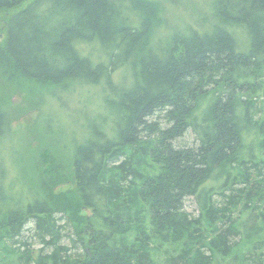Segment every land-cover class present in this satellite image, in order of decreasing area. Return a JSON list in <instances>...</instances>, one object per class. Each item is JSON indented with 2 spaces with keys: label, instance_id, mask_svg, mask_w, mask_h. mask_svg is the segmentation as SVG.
Segmentation results:
<instances>
[{
  "label": "trees",
  "instance_id": "16d2710c",
  "mask_svg": "<svg viewBox=\"0 0 264 264\" xmlns=\"http://www.w3.org/2000/svg\"><path fill=\"white\" fill-rule=\"evenodd\" d=\"M164 7L0 0V136L17 93L39 109L102 87L112 111L68 149L73 195L0 209V264H264V0H207L172 25Z\"/></svg>",
  "mask_w": 264,
  "mask_h": 264
},
{
  "label": "rangeland",
  "instance_id": "374dc122",
  "mask_svg": "<svg viewBox=\"0 0 264 264\" xmlns=\"http://www.w3.org/2000/svg\"><path fill=\"white\" fill-rule=\"evenodd\" d=\"M158 1L165 5L163 22L170 25L181 23L185 17L199 12L204 13L207 8V0ZM3 27L4 23L0 22V31L4 33ZM2 37L0 34V41ZM239 38L244 48L248 40L243 34ZM66 87L55 88L42 96L45 100L39 109L33 108L29 100L26 101L25 94L14 95L9 106L13 116L11 126L6 127L4 135L0 136V209L6 211L11 206L21 207L39 198L48 200L53 192L56 195H73L76 190L72 172H69L68 149L76 140L81 141L87 135L93 136L100 131L103 128L102 118L112 116V111L103 103L102 87L86 88L76 83ZM195 140L192 133L181 139L180 143L192 145ZM250 140L248 135L247 141ZM48 158L58 160V168L53 173H50V166L46 168ZM217 192L215 198L220 199ZM186 208L198 216L197 199H188ZM5 245L4 242L0 243V257L4 261L8 257L5 251L1 252ZM33 247L38 250L41 245Z\"/></svg>",
  "mask_w": 264,
  "mask_h": 264
}]
</instances>
